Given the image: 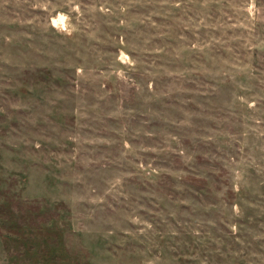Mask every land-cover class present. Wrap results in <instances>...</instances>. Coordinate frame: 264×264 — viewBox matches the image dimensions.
Wrapping results in <instances>:
<instances>
[{
  "label": "rangeland",
  "instance_id": "1",
  "mask_svg": "<svg viewBox=\"0 0 264 264\" xmlns=\"http://www.w3.org/2000/svg\"><path fill=\"white\" fill-rule=\"evenodd\" d=\"M0 264H264V0H0Z\"/></svg>",
  "mask_w": 264,
  "mask_h": 264
}]
</instances>
